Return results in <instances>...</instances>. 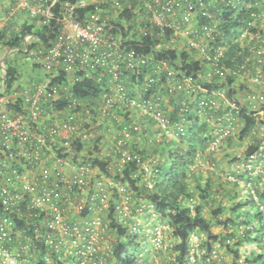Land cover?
Masks as SVG:
<instances>
[{
    "label": "clouds",
    "instance_id": "9594fccd",
    "mask_svg": "<svg viewBox=\"0 0 264 264\" xmlns=\"http://www.w3.org/2000/svg\"><path fill=\"white\" fill-rule=\"evenodd\" d=\"M227 2L235 10L233 19L243 20L239 32L247 36L255 31L264 43V0ZM89 4L95 6V12L78 19L79 14L74 10ZM57 7L59 16L50 11ZM20 9L27 10L24 17L13 19ZM122 13H125L123 18ZM0 16L3 18L0 79L5 84L7 79H14L12 93L33 101L34 114L14 131L7 120L0 126V201L5 205V214L16 211L20 215L16 206L27 199L38 201L49 217L63 216L62 231L55 235L16 231L7 222L0 225V264H36L37 250L42 246L46 248L40 253L41 264L45 258L59 264L53 258L54 253L56 256L64 253V264H68L67 255L77 245L83 248L85 237L91 238V246L84 253V264H93L96 255L100 264H117L114 255L117 244L120 250L138 252L140 264H179L180 239L171 228H166L171 224L166 217L173 211L172 203L185 201L201 185L202 175L215 181L220 169L243 170V163L229 166L222 158V142L233 131H239L240 126L237 123L234 130L229 124V131L220 136L225 117L232 119L225 106L231 104L235 110L234 102L238 99L243 106V96L254 101L253 107L264 105V85H260L254 96L247 89L240 92L237 88L240 95L231 97L228 94L231 86L219 92H208L201 87L204 83L211 84L219 71L216 61L220 57L205 55L207 42L214 34L220 35L217 0H76V3L17 0L15 4L13 0H0ZM60 17L66 27L58 40H50L58 55L37 36L28 34L25 38L16 26L27 19L29 24L35 23L34 31L40 32L44 24L53 19L59 22ZM69 21L78 23L81 30L87 27L95 39H81L69 30ZM121 22L124 31L131 29L159 40L161 49L153 47L151 53L140 56L122 49V40L112 35ZM168 32L174 33L170 40L165 35ZM17 36L21 37L19 42H15ZM26 42H34L37 47L28 51ZM173 47L197 53L208 67L202 68L195 80L178 75L171 68L170 58L157 59L161 50L166 52ZM40 61L39 68H34L33 62ZM79 73L94 85L87 95L73 91V85L83 79ZM220 74L227 75L226 69ZM43 75L48 79H41ZM53 77L62 79L63 84L53 86ZM53 102H63L66 107L57 111ZM86 127L89 136L79 139L87 141L93 134L101 135L99 129L108 132L99 157L107 162L104 151L108 152L107 160L111 163L104 170H98L87 155L75 151L74 143L79 142L77 134ZM180 133H184L183 143ZM260 134L264 136V129ZM65 135L74 142L68 147L64 146ZM232 142L235 143L234 137ZM248 142L246 137L245 143ZM169 146L178 149L175 155L179 159L175 163L169 159ZM60 150L69 153L64 162L56 154ZM85 151L92 148L86 144ZM261 151L264 152V146ZM121 153L125 159L130 155L139 163V170L123 178L120 177L123 165H117L115 159ZM74 156L76 162L72 160ZM250 161L259 163L260 170H264L261 153ZM61 181L63 188L58 186ZM85 190L90 195L86 196ZM165 198L169 199L167 211L160 203ZM69 203L87 211V215L75 217L74 229L73 218L63 215ZM255 227L258 226L253 223L228 229L224 235L235 232L234 239L225 240L222 236L223 247L210 242L218 253L217 264H232L234 258L228 254L229 247L240 240L241 234ZM256 234L264 244V233ZM205 239L206 235L202 234L201 243ZM184 264L190 261L185 259ZM235 264H243V260Z\"/></svg>",
    "mask_w": 264,
    "mask_h": 264
},
{
    "label": "trees",
    "instance_id": "16d2710c",
    "mask_svg": "<svg viewBox=\"0 0 264 264\" xmlns=\"http://www.w3.org/2000/svg\"><path fill=\"white\" fill-rule=\"evenodd\" d=\"M15 3L16 0H13V4ZM217 3L219 6L218 19L220 20L217 30L220 35L214 34V38L207 42L208 48L205 55H210L215 58L218 54V48H221V51H219L220 59L216 61L219 65V71L216 72V76L211 84L204 83L201 87L208 92H218L220 89L231 86L229 87L228 92L229 97L232 95H240V93L237 92V88L240 89V92L247 89L250 95L257 94L260 85H264V53L258 54L256 49L264 46V43L258 39L255 31L249 33L247 36H242L243 33H240V37L238 38L236 28L240 29L243 23L242 18L239 20L233 19L235 10L227 0H217ZM94 9V6H88L79 9L78 12L81 16H84L88 11ZM53 11L56 13V10ZM24 15L25 12L17 13L13 19H22ZM16 26L19 27L22 34H25V37L28 34L35 35L47 45V47L52 45L50 40H54L58 31L56 21L44 24L42 31L40 32L34 31L35 23L29 24L27 19H24L22 23L18 22ZM170 34L171 32H168L166 33V36L171 38L172 36ZM20 40V36L15 37V42H19ZM144 41L149 45L143 49L147 53H151L153 47H156L157 45L161 46L159 40L156 42V40H151L149 37H145ZM165 43H167V41H165ZM36 47L37 44L34 42L25 43V49L28 51H31ZM221 53H223V56H221ZM225 57L228 58L226 62H224ZM169 58L176 64L175 66L176 69L179 70L180 76L185 73L187 76H191L192 80H195L196 74L201 72L202 68L208 67L207 62H204L202 56H199L195 52H190L187 49L180 51L175 48L174 50L169 49L166 52L162 50L160 56L157 57L158 60H169ZM5 59H7L6 56ZM39 66L40 65L33 62L34 68H39ZM225 69L227 75L221 76L220 73ZM2 75L3 74L0 73V76ZM60 75L61 73L58 71L57 76ZM63 75L66 77V72L63 73ZM255 76H260L263 83L251 81V78ZM40 78L47 80L48 76L43 75ZM2 81L3 80L0 79V88L3 89V91H0V108L3 107L2 98L8 96L9 102L5 103L6 108L14 109L15 113L22 111L23 106L20 97L16 96L11 91L12 85L15 82L14 79H7L6 84L3 81L1 86ZM51 83L55 86L57 84H63V80H58L56 77H53ZM93 88L94 85L92 82L85 77L78 80L77 83L73 85V91L77 95H87ZM253 89H255V91H253ZM17 91H19V89ZM6 92L8 93L7 96H5ZM201 95H203V93H201ZM242 100L243 106L241 100L238 99V109L231 111V123L233 126H236L237 123L240 124L243 122L239 135L241 140H244L250 135V133L256 134L255 140L250 143L245 151L247 163L251 164V166L247 169L246 175H236L237 173L234 171H230L233 174L219 173L215 181L211 180L207 175H202L200 176L201 185L197 186L194 192H190L185 201L181 202L177 200L172 203L171 207L173 211L166 218L171 220L169 226L173 233L178 235L180 239V246L177 248V252L179 253V264H184L185 259H188L190 264H217L215 257L218 253L213 247V243L216 245L217 243H220V246L223 247L221 244L222 236L225 240L234 239L235 232L229 233L226 236L224 235L228 229L233 226L237 229L242 226L247 227L253 223L258 227L249 229L246 233L241 234L240 240H236L229 247V252L233 254L234 258L232 264H235V261L241 259L243 260V264H264V244L261 243V236L256 234L257 232L264 233V182L259 181L264 178V170H260L259 163L250 161V158L257 153H261V156H264V152L261 151V146L264 145V136L260 134L262 127H264V118H262L264 117V114H260V112H264V105H261L258 108L253 107L254 103L249 101L250 99H248V96H243ZM53 103L56 110L59 111L64 110L66 107L63 102ZM225 108L227 112L230 111L228 107ZM221 115H224V113H221ZM189 119H191V117H189ZM228 120V118H225V124ZM213 131H215V129H213ZM234 133L235 132L233 131V133L225 138L221 144V149L226 141H229L230 143L233 141V137L236 135ZM179 135L181 142L183 143L184 133H180ZM96 136L97 138H92L90 141H83L78 138L79 142L74 143V147L75 151L81 156L87 155L92 163L96 165L97 169L104 170L108 167V164L111 163L110 160H107L108 152L104 151V157L107 162L101 161L99 157L100 152L103 151L101 146L104 144L105 138L108 137V134ZM204 139H208V137H204ZM86 144L92 148V151H85ZM134 150L135 149H133V151ZM177 151L178 149L169 146V159L172 160L173 163L179 159V157L175 155ZM56 154L61 158L69 155L68 152L63 150L58 151ZM119 157H121V154L116 156V161ZM241 158V155H236L233 159L238 162L242 160ZM231 162L233 163V160ZM247 163H245V166H247ZM137 170H139V163L130 159L125 164L123 172L120 173V177L123 178L125 174ZM231 175L234 177L231 178ZM240 179L244 180V185H241ZM58 186L63 188L65 186L64 182L61 181ZM157 198L159 199V197ZM210 201H214V203H210ZM160 203L165 206V211H167L169 207V199L165 198L161 200ZM18 205L16 207H21L20 215L22 218H19L20 215H17L16 212L13 213V217L15 218L18 227L23 229V232L36 235V229L41 225L40 219L31 217L29 210L26 208V203ZM206 210L210 212V216L205 212ZM228 211H230L229 214H227ZM1 213H5V211L4 204L0 201V214ZM80 215H87V211L83 210ZM242 216L244 217L243 219H241ZM41 217L44 219L49 218L47 213H42ZM215 225L223 226L220 233H215L213 231ZM200 232L206 235V239L203 243H201V239L200 242L195 243L193 239L194 234ZM245 241H247V243H245ZM248 245L252 246L251 249L247 248ZM238 248L240 251H237ZM200 250L201 253L198 252ZM114 255L117 264H140L138 252L135 250L130 252L128 248L120 250L119 244L116 245ZM125 258L127 261H125ZM59 264H62V262H59Z\"/></svg>",
    "mask_w": 264,
    "mask_h": 264
},
{
    "label": "built area",
    "instance_id": "2783aa9c",
    "mask_svg": "<svg viewBox=\"0 0 264 264\" xmlns=\"http://www.w3.org/2000/svg\"><path fill=\"white\" fill-rule=\"evenodd\" d=\"M16 2H17V0H16ZM71 2L72 3H76V1H71ZM88 6H94V5L89 4L86 7H88ZM94 8H95V6H94ZM79 9H81V8H77V9L74 10L75 13L79 14L78 19L83 17L78 12ZM53 10H56V13H54ZM53 10H50V11L53 12L56 16L60 15V10H59L58 7L53 9ZM95 10L96 9H94L92 11H88L87 13L95 12ZM20 12H25V14H26L27 10L26 9H20V11H18L17 13H20ZM124 16H125V14L122 13L121 17L123 18ZM41 19H44V18L41 17ZM51 21H56L57 22V30L58 31L56 33V36H55L54 40H58L60 35L62 34V29H64L66 27V25L63 22V17H60V21L59 22L56 19H53ZM0 23H3V18L2 17H0ZM67 26L69 27L70 31H75L76 34L81 37V39H85V40H89V41H92V40L95 39V36L92 34V32L90 30L87 29V27L85 29L81 30L78 23H73L71 21L68 22ZM123 28H124V24H123V22H121L120 24H117V26H116L117 30L112 33V35H114L118 39L122 40V43H121L120 47L122 49H124L125 51L135 53L136 56H140L142 54L143 55H148L149 53H147V52H145V50H143L146 46H149L144 41V38L145 37H149V38H151V40H156V39H153L150 35L149 36H144V35H141L138 32H133L131 29H129L128 31H124ZM170 35L173 36L174 33L171 32ZM242 36H244V34H242ZM171 38H168V39L170 40ZM109 42H111V41H109ZM156 42H157V40H156ZM61 47H62V45H61ZM48 48H53V45H51ZM155 48L160 50L161 46L157 45ZM172 49L174 50L175 47H173ZM53 51H54L55 54L58 55V50L57 49L53 48ZM219 51H221L220 47L218 48V54L216 55V57H218V56L220 57ZM256 51H257L258 54L264 53V46L257 48ZM44 54L46 55L47 53H44ZM66 58L67 57H64V59H66ZM164 61H167V60L165 59ZM34 63L40 65V63H42V61L34 62ZM175 65L176 64L172 61L171 68L179 75V70L176 69ZM66 75H67V73H66ZM79 75L81 77H84L83 73H80ZM182 77H188V78L192 79L191 76H187L185 73L182 75ZM85 78H87V77H85ZM251 81L256 82V83H263V81L261 80L260 76H255V77L251 78ZM2 84H3V81L1 82V86H2ZM220 90H218V92ZM45 91H47V89ZM251 95H253V94H251ZM254 95H256V94H254ZM16 96H19L21 101H22V106H23V110L22 111L15 113L14 109H7L6 108L5 103L9 102V97L8 96L2 98L3 107L0 108V126H3L4 121L7 120L8 123H9L11 131H14L18 127V124L24 123V121L27 118L33 117V115H34L33 114V101L28 100L24 95H16ZM249 101L254 103V101H252V100H249ZM234 104H235V110L238 109L237 100L234 102ZM225 107H228V109L230 110L227 113H229L231 118H232V114H231V111L233 110L232 105L229 104V105H226ZM57 111H59V110H57ZM61 111H63V110H61ZM129 115H131V113H129ZM225 118H228V117H225ZM48 119H51L50 115H49ZM231 120L232 119H229L228 122H226V124H225V122L223 123L222 129H220V136H224L225 133L229 131V124H231L232 128L234 129V126L232 125ZM89 123H91V122H89ZM121 123H123V121H121ZM262 129H264V127H262ZM99 131H101L102 134H105V135L108 134V132L104 131L103 129H99ZM81 136H83V137H88L89 136V131H88L87 127L84 128L83 130H81V132L77 134V138H79ZM95 137L97 138V136L93 134L92 138H95ZM92 138H91V140H92ZM14 139L16 140L17 143L19 142V137L18 136L14 137ZM63 139H64V146L65 147H68L70 143H74V142H72L71 136L65 135L63 137ZM81 140L85 141V139H81ZM88 141H90V139ZM262 146H264V145H262ZM262 146H261V149H262ZM68 156L63 157V158L59 157V158H60L61 162H64V161L67 160ZM76 159L77 158L75 156L72 157V160L74 162H76ZM130 159H132L130 155H129L128 158L125 159L124 155L121 153V157H119V159H117V161H116L117 165H123V167L120 169V173L123 172V168H124L125 164ZM98 170H100V169H98ZM146 174L147 173H145V175ZM85 195L86 196L90 195V193L87 190H85ZM1 202L3 203V201H1ZM19 203H20L19 205H21L22 203H26V208L29 210L31 217L40 219L41 225L38 226V228L36 229L37 234L38 233H43L45 235H48V234L55 235L56 233L62 231L61 222L63 220V216H52V217H49L48 219H44V218L41 217V214L42 213H46V212L41 210L38 201H29V200L25 199V200L20 201ZM33 205H35V206H33ZM18 209L20 211L21 207H19ZM83 210H86V209L84 207H80L79 209H77V208L73 207L71 205V203H69V205L66 206V210H65L63 215H70L73 218V220H72L73 229L75 228V217L77 215H80L83 212ZM4 211H5V205H4ZM10 212L11 213H7V214L1 213L0 214V225H3L5 222H7L8 225L10 227H12L14 230L23 232V229L18 227V225L16 223V220L13 217V215H14L13 213H15L16 211H10ZM19 218H22V216L20 215ZM73 239H75V237H73ZM90 246H91V238L90 237H85L84 247L81 248L80 245H77L76 249L74 251L70 252L67 255L68 264H84V261H85L84 253H87L89 251V247ZM45 248H46V246H43V247H41L40 249L37 250V255H36V258H35L36 264L41 263L40 253ZM91 255H95V254H90V256ZM53 258L54 259H58L59 262H62V264H64V253H60L59 256H56V254L54 253L53 254ZM42 263L43 264L52 263V261L49 260L48 258H45ZM93 264H100V257L98 255L95 256V260L93 261Z\"/></svg>",
    "mask_w": 264,
    "mask_h": 264
},
{
    "label": "rangeland",
    "instance_id": "374dc122",
    "mask_svg": "<svg viewBox=\"0 0 264 264\" xmlns=\"http://www.w3.org/2000/svg\"><path fill=\"white\" fill-rule=\"evenodd\" d=\"M236 32H237V36H238V38L240 37V32H239V28H236ZM260 114L261 115H263L264 114V112H260ZM242 123L243 122H241L239 125V131H234L235 133L234 134H236L235 135V137H234V139H235V143H233V142H229V141H226L225 143H224V145H223V148H222V151L224 152V155H223V159L224 160H227V163H228V165L229 166H232V165H238V164H240V163H243V165H244V167H243V170L241 171L239 168H237V170L236 171H234V172H236L237 174L236 175H242V174H244V175H246V171H247V169L249 168V164L247 163V158H246V156H245V151H246V149H247V147L250 145V143L253 141V140H255V135L256 134H252V133H250V135H248L247 136V138L249 139V141L250 142H248V143H245V140H246V138L244 139V140H241L240 139V131H241V128H242ZM235 127L236 126H234V130H235ZM236 155H241L242 156V160H240V161H235V159H233L234 157H236ZM233 160V163L231 162ZM235 161V162H234ZM245 163H247V166H245ZM233 172V171H232ZM232 172H230V171H225L224 169H220L219 170V173H232ZM233 174V173H232ZM232 177H234L233 175H231V178ZM240 183H241V185L243 184L244 185V180H242V179H240ZM260 182H264V178L263 179H260L259 180ZM262 185V184H261ZM256 186V185H255ZM264 187V186H263ZM207 214H208V216H210V212L208 211V210H206L205 211ZM229 212L230 211H228V213L227 214H229ZM166 228H171L169 225H166ZM222 229H223V226L222 225H215L214 227H213V231L215 232V233H220L221 231H222ZM202 234H204V233H196V234H194V241H195V243H198V242H200V239H201V237H202ZM217 246H219V247H221L220 246V243H217ZM251 245H248V247L247 248H249V249H251ZM131 252V251H130ZM199 253H201V250L200 251H198ZM228 254H229V256H231V257H233V254L231 253V252H228ZM199 264V263H198Z\"/></svg>",
    "mask_w": 264,
    "mask_h": 264
}]
</instances>
